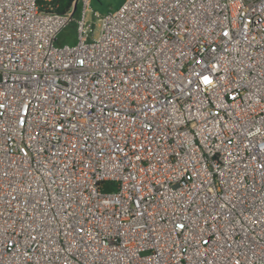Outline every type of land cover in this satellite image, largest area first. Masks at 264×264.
<instances>
[{
	"label": "built area",
	"instance_id": "obj_1",
	"mask_svg": "<svg viewBox=\"0 0 264 264\" xmlns=\"http://www.w3.org/2000/svg\"><path fill=\"white\" fill-rule=\"evenodd\" d=\"M88 3L0 0V264H264V0Z\"/></svg>",
	"mask_w": 264,
	"mask_h": 264
},
{
	"label": "rangeland",
	"instance_id": "obj_2",
	"mask_svg": "<svg viewBox=\"0 0 264 264\" xmlns=\"http://www.w3.org/2000/svg\"><path fill=\"white\" fill-rule=\"evenodd\" d=\"M125 0H89L88 11L85 14V19L90 25L92 31L91 36L96 37L99 28V19L116 11ZM78 14L73 16L72 21L59 33V37L56 39V46L63 45H74L77 39V23L76 20L79 18L81 6L78 4ZM63 40L60 41V39Z\"/></svg>",
	"mask_w": 264,
	"mask_h": 264
},
{
	"label": "trees",
	"instance_id": "obj_3",
	"mask_svg": "<svg viewBox=\"0 0 264 264\" xmlns=\"http://www.w3.org/2000/svg\"><path fill=\"white\" fill-rule=\"evenodd\" d=\"M37 3L43 12L66 14L71 11V7L73 6L74 0H37ZM77 10L78 8H76L75 11L73 10L74 16L78 14ZM106 189H108V187H106Z\"/></svg>",
	"mask_w": 264,
	"mask_h": 264
},
{
	"label": "crops",
	"instance_id": "obj_4",
	"mask_svg": "<svg viewBox=\"0 0 264 264\" xmlns=\"http://www.w3.org/2000/svg\"><path fill=\"white\" fill-rule=\"evenodd\" d=\"M44 1H49V0H44ZM61 33H62V32H61ZM58 37H59V36H58ZM58 37H57V38H58ZM61 40H63V38H61L60 41H61Z\"/></svg>",
	"mask_w": 264,
	"mask_h": 264
},
{
	"label": "water",
	"instance_id": "obj_5",
	"mask_svg": "<svg viewBox=\"0 0 264 264\" xmlns=\"http://www.w3.org/2000/svg\"><path fill=\"white\" fill-rule=\"evenodd\" d=\"M76 10V7L74 8V11Z\"/></svg>",
	"mask_w": 264,
	"mask_h": 264
}]
</instances>
